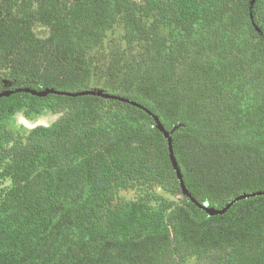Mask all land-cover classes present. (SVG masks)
Masks as SVG:
<instances>
[{
  "label": "trees",
  "instance_id": "obj_1",
  "mask_svg": "<svg viewBox=\"0 0 264 264\" xmlns=\"http://www.w3.org/2000/svg\"><path fill=\"white\" fill-rule=\"evenodd\" d=\"M256 191L264 0H0V264H264Z\"/></svg>",
  "mask_w": 264,
  "mask_h": 264
},
{
  "label": "rangeland",
  "instance_id": "obj_2",
  "mask_svg": "<svg viewBox=\"0 0 264 264\" xmlns=\"http://www.w3.org/2000/svg\"><path fill=\"white\" fill-rule=\"evenodd\" d=\"M117 34L118 33L116 31L115 34H110L109 38H111L113 36L116 37ZM104 54H105V49L103 47L99 48V49H96L95 51H93L90 54V58L93 61L94 66L100 67L104 63L103 62ZM94 91L96 93H98V94L104 95L103 89H102V87H100V85L94 87ZM59 117H60V114H54V113H51V112H45V113H43L41 115L28 117L24 113L20 112L11 121L10 128L15 134L27 135L29 133V131L32 130L33 128H35L36 126H38V125H50L55 120H57ZM167 134L169 136L170 133L167 132ZM7 183L8 182H6V184ZM244 194H247V193H242V194L234 197L232 200H234L235 198H237L239 196H242ZM120 197L122 199H125V200L134 199L136 197V192L133 191V190H123V191L120 192ZM232 200H230V202ZM205 206L207 208L210 207L208 204H206Z\"/></svg>",
  "mask_w": 264,
  "mask_h": 264
},
{
  "label": "water",
  "instance_id": "obj_3",
  "mask_svg": "<svg viewBox=\"0 0 264 264\" xmlns=\"http://www.w3.org/2000/svg\"><path fill=\"white\" fill-rule=\"evenodd\" d=\"M161 129L164 130V128L161 126ZM256 194H264V191H256V192H253V193H250V194H244L242 196H239L237 198H235L234 200H232L231 202H229L223 209L221 210H216L214 208H207L208 211L211 213V214H217V213H223L225 212L230 206L232 203H234L236 200L238 199H241V198H245L247 196H252V195H256Z\"/></svg>",
  "mask_w": 264,
  "mask_h": 264
}]
</instances>
